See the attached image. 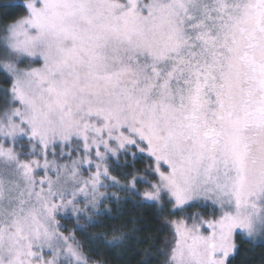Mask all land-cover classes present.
I'll use <instances>...</instances> for the list:
<instances>
[{
	"label": "snow or ice",
	"instance_id": "obj_1",
	"mask_svg": "<svg viewBox=\"0 0 264 264\" xmlns=\"http://www.w3.org/2000/svg\"><path fill=\"white\" fill-rule=\"evenodd\" d=\"M10 7L25 14L0 21V264H99L61 220L83 232L121 192L182 213L164 264H228L236 236L264 237V0Z\"/></svg>",
	"mask_w": 264,
	"mask_h": 264
},
{
	"label": "trees",
	"instance_id": "obj_2",
	"mask_svg": "<svg viewBox=\"0 0 264 264\" xmlns=\"http://www.w3.org/2000/svg\"><path fill=\"white\" fill-rule=\"evenodd\" d=\"M20 3L21 0H0V21L7 23L24 15V8L10 7ZM136 168L142 167L138 164ZM120 196L119 202L109 200L101 205L110 214L97 217L100 224L82 232L68 218L65 222L70 223L69 229L65 227L62 231L74 232L91 259L99 264H164L165 256L161 254L166 250L164 242L172 238V227L165 221L179 219L180 213L170 214L167 210L161 213L156 205L140 203L139 197L126 199L127 194L123 193ZM95 234H101L102 240L93 243L87 239ZM236 241L238 249L228 264H264V240L253 241L238 235Z\"/></svg>",
	"mask_w": 264,
	"mask_h": 264
},
{
	"label": "rangeland",
	"instance_id": "obj_3",
	"mask_svg": "<svg viewBox=\"0 0 264 264\" xmlns=\"http://www.w3.org/2000/svg\"><path fill=\"white\" fill-rule=\"evenodd\" d=\"M136 164L138 165H140L142 168H143V163L140 161V160H138L137 162H136ZM134 165V167L136 168L137 167V165ZM142 168H140V169H142ZM137 169V168H136ZM95 169H93V171H94ZM121 171H131V169H118V168H113L112 170H111V174L112 175H114V176H117V178L118 179H120L121 180V182H125L126 181V178L124 177V176H121L120 175V172ZM85 175H87V172H85ZM129 179H130V177H128ZM138 187L139 188H141V190H143V188L145 187L144 185H138ZM101 191H109V192H112V191H117V189H115V188H109V189H101ZM123 192H121V193H119V195L120 194H122ZM123 194H125V193H123ZM126 195V194H125ZM109 200H105L104 201V204H106L107 202H108ZM181 215H182V213H180V217H181ZM179 217V218H180ZM66 221V219H62L61 220V223L64 225V227L61 229V231L63 230V229H65V227H66V229H69V224L70 223H66L65 222ZM75 222V221H74ZM80 223L81 224H84L85 222L83 221V220H81L80 221ZM75 226H76V222H75V224H74ZM251 240H253V241H262V240H264V237H255V238H252ZM236 244H237V241H236Z\"/></svg>",
	"mask_w": 264,
	"mask_h": 264
}]
</instances>
